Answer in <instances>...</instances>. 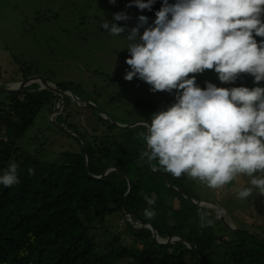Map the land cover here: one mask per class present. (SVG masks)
Wrapping results in <instances>:
<instances>
[{
  "label": "trees",
  "instance_id": "1",
  "mask_svg": "<svg viewBox=\"0 0 264 264\" xmlns=\"http://www.w3.org/2000/svg\"><path fill=\"white\" fill-rule=\"evenodd\" d=\"M168 3L175 4L176 0ZM162 5L163 0H156L150 11H142L143 16L151 18L154 25L155 13ZM261 19L264 22V16ZM254 38L258 44L264 41ZM211 71L219 88L264 87V81L257 84L247 73L233 83H221L214 69ZM1 95L0 176L15 163L19 183L11 187L0 184V264H264L263 238L241 229L231 230L213 216L211 226L199 227L198 213L205 208L185 198L170 173L160 169L178 190L159 183V175L150 174L146 157L140 158L146 141L138 130L119 131L136 144L135 150L118 141L87 144L81 136L86 145L61 153L56 163H47L3 138L4 134L22 137L40 110L56 96L28 88ZM143 167L151 183H144ZM145 196L155 204L149 206ZM149 207L155 212L151 219L144 216ZM111 216H115L113 221ZM118 221L131 235L133 245H125L119 233L110 243H96L94 234L100 229L108 231V226L116 227ZM220 226L222 229H215ZM149 227L163 239L182 236L197 251L181 241L164 243L153 238ZM222 230L229 233H217Z\"/></svg>",
  "mask_w": 264,
  "mask_h": 264
},
{
  "label": "rangeland",
  "instance_id": "2",
  "mask_svg": "<svg viewBox=\"0 0 264 264\" xmlns=\"http://www.w3.org/2000/svg\"><path fill=\"white\" fill-rule=\"evenodd\" d=\"M118 13L129 19L116 21L114 16ZM141 15L142 11L132 0H119L114 4L110 0H0V87L39 77L62 91V88L70 91V94L63 91V99L53 93L56 98L40 110L34 125L22 137L4 134V141L47 163L60 161L61 153L74 151L80 144L86 145L84 141L97 146L118 141L128 150H135L136 144L119 131L134 129L147 135L145 122L150 124L155 114L166 111L182 94L177 90L152 92V86L138 76L131 81L125 80L127 72L131 71L126 63L131 58L126 37L137 26ZM105 22L116 24L125 31L120 36L112 35L110 29L103 28ZM149 27L154 26L148 17V24L139 29V35L142 36ZM192 75L201 89H206L207 83L218 87L211 70L190 74L188 78ZM27 88L28 91H41L37 83L24 90ZM59 104L62 107L57 112L55 108ZM139 123L142 125L132 127ZM147 163L150 174L162 179L159 183H171L158 163L157 166L148 159ZM143 171L144 183H151L146 167ZM254 175L264 178L261 173ZM170 178L182 189L185 198L216 206L209 205L205 210L224 209L219 218L213 212L214 218H225L227 223L235 225L234 229L264 239V195L254 190L245 200L237 197L240 190L251 186V178L241 175L222 189H210L186 174L179 178L170 174ZM114 217L110 219L113 221ZM131 217L129 219L135 222ZM221 222L224 225V221ZM115 225L113 228L108 226L106 232L100 229L95 233L96 243L112 242L119 233L123 243L132 246L131 235L126 233L123 223L118 221ZM135 225L141 227L139 223L135 222ZM218 228L222 229V226L215 229ZM217 233L226 235L229 232ZM181 235L185 236L184 233ZM179 238L176 241H186L182 236Z\"/></svg>",
  "mask_w": 264,
  "mask_h": 264
},
{
  "label": "clouds",
  "instance_id": "3",
  "mask_svg": "<svg viewBox=\"0 0 264 264\" xmlns=\"http://www.w3.org/2000/svg\"><path fill=\"white\" fill-rule=\"evenodd\" d=\"M155 2L135 0V6L150 11ZM155 16L154 27L146 28L142 36L139 29L148 24V16H139L126 37L131 71L125 80L138 76L152 86V92L182 94L150 124L145 122L147 135L138 134L147 145L141 160L157 161L174 177L186 174L210 189H222L244 175L251 178V186L240 190L238 199H247L254 190L264 195V178L254 175L264 174V87L227 89L207 83L201 89L195 75L188 78L214 69L225 84L242 73L253 76L257 84L264 81V41L258 44L254 38H264V0H176L171 5L163 0ZM114 19L129 17L118 13ZM102 26L115 36L125 31L109 22ZM17 167L12 163L0 176V184H18ZM144 199L149 206L155 204L154 199ZM209 205L215 206L200 207ZM213 212L219 218L224 209L198 213L201 229L211 226ZM144 216L151 219L155 212L146 208Z\"/></svg>",
  "mask_w": 264,
  "mask_h": 264
},
{
  "label": "water",
  "instance_id": "4",
  "mask_svg": "<svg viewBox=\"0 0 264 264\" xmlns=\"http://www.w3.org/2000/svg\"><path fill=\"white\" fill-rule=\"evenodd\" d=\"M32 83H37V84H39V86H40V89L41 90H48V91H51L52 93H55V94H58L59 96H61L62 97V99H63V97H64V93H63V91L59 88V87H57L56 85H54L53 83H51V82H48V81H46V80H44V79H42V78H39V77H34V78H31V79H28V80H26V81H21V82H19V84L17 85V86H7V87H0V93H12V92H20V91H23L24 89H25V87L26 86H28V85H30V84H32ZM65 93H68V92H65ZM69 94V93H68ZM59 106L55 109V111H58L59 110ZM138 125H141V123H139V124H137V125H132V127H135V126H138ZM121 127H124L123 125H121ZM86 149V148H85ZM146 150H147V145H146ZM85 152H86V150H85ZM88 166V165H87ZM108 173V172H107ZM107 173H105V175L107 174ZM97 178H99V177H97ZM127 179V182L129 183L130 181H129V179L128 178H126ZM167 181V180H166ZM167 185L169 186V187H171V188H176L172 183H170V182H168L167 183ZM176 190H178L177 188H176ZM192 202H194L195 204H197V205H199V206H204V204H201L200 202H195V201H193V200H191ZM132 218V217H131ZM133 219V218H132ZM223 221H224V223L230 228V229H233V230H236V229H234V227H232L229 223H227L226 222V219L225 218H223ZM150 228V230H151V232H152V234H153V237L154 238H158L159 240H161L162 242H164V243H170V242H172V241H176V240H180L181 238H179V237H177L176 239H174V240H171V239H163V238H160L158 235H157V233H156V230L154 229V228H152V227H149ZM184 244L189 248V249H191V250H193V251H197V249H196V247L194 246V245H192V244H190V243H188L187 241H185L184 242Z\"/></svg>",
  "mask_w": 264,
  "mask_h": 264
},
{
  "label": "bare ground",
  "instance_id": "5",
  "mask_svg": "<svg viewBox=\"0 0 264 264\" xmlns=\"http://www.w3.org/2000/svg\"><path fill=\"white\" fill-rule=\"evenodd\" d=\"M19 84V82H14V83H11V84H9L10 86H17ZM231 225H233L232 223H230ZM234 226V225H233Z\"/></svg>",
  "mask_w": 264,
  "mask_h": 264
}]
</instances>
